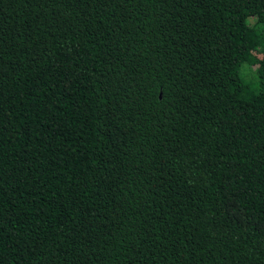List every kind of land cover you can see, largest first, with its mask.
Returning <instances> with one entry per match:
<instances>
[{"label": "trees", "instance_id": "obj_1", "mask_svg": "<svg viewBox=\"0 0 264 264\" xmlns=\"http://www.w3.org/2000/svg\"><path fill=\"white\" fill-rule=\"evenodd\" d=\"M0 264H264V0H0Z\"/></svg>", "mask_w": 264, "mask_h": 264}]
</instances>
